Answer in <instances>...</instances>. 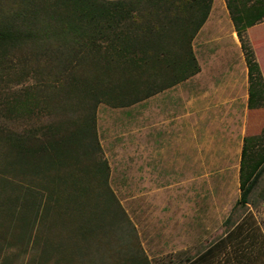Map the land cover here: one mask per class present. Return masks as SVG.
Returning a JSON list of instances; mask_svg holds the SVG:
<instances>
[{
  "label": "trees",
  "instance_id": "16d2710c",
  "mask_svg": "<svg viewBox=\"0 0 264 264\" xmlns=\"http://www.w3.org/2000/svg\"><path fill=\"white\" fill-rule=\"evenodd\" d=\"M212 1L0 0V264H151L110 186L96 110L197 73L191 41ZM225 3L248 67L247 106L262 107L244 34L264 20V0ZM24 121L32 125L12 126ZM254 138L241 147L242 206L264 167Z\"/></svg>",
  "mask_w": 264,
  "mask_h": 264
},
{
  "label": "rangeland",
  "instance_id": "374dc122",
  "mask_svg": "<svg viewBox=\"0 0 264 264\" xmlns=\"http://www.w3.org/2000/svg\"><path fill=\"white\" fill-rule=\"evenodd\" d=\"M215 3L226 38L207 44L206 50L196 46L208 80L240 74L237 66L242 60L220 12L226 14L224 0ZM212 34L210 28L204 37ZM254 35L264 73V41ZM247 38L244 34L250 47ZM191 85L195 87L194 82ZM188 89L187 118L182 122L179 114L185 103L172 92V97L160 92L126 107L98 105L97 133L110 167V186L135 225L151 264H184L194 258L198 264H264V167L248 204L238 203L242 137L254 136L255 150L262 149L264 106L244 110L235 102L234 107L212 108L210 103L208 109L200 108ZM31 125L24 121L12 126Z\"/></svg>",
  "mask_w": 264,
  "mask_h": 264
},
{
  "label": "crops",
  "instance_id": "0c3cea01",
  "mask_svg": "<svg viewBox=\"0 0 264 264\" xmlns=\"http://www.w3.org/2000/svg\"><path fill=\"white\" fill-rule=\"evenodd\" d=\"M215 1H212L211 4V9L209 11V14L205 20V22L202 24V26L198 29L196 34L194 35L191 45L193 52L195 54V57L197 59V62L199 64V71L195 73L194 75L188 77L187 79L180 81L173 86L166 88L160 92H164L165 95L173 93L174 96H179L180 98H177L179 100H182L184 105V110H182L180 113L183 114L179 121H185L187 118L186 113L188 109L186 108L188 103L187 100V94L189 92V87L191 88V94L192 92L194 93L195 97V103L198 107H204L205 109H208L211 105L212 108L213 106L215 107H220V104H225V105H230L234 107L235 102H237L239 107H244V110H253L249 109L247 106V101H248V67L247 63L244 58V54L241 48V44L239 42V39L237 37V34L234 29V24L231 20L229 11L226 7V3L224 0L225 8H226V14L222 11H220L223 14V19L226 22V25L229 28V33H230V40L232 41L231 44L235 50H239V54L242 57V60L239 61V65L237 66L238 69H240V74L230 73L227 75L220 74L218 76V79H216L214 76H210L209 80L207 79V76L204 73V68L203 65L201 64L197 52H196V46L198 45L200 48H204L205 50L207 49L206 45L209 43H216L220 44L226 37H224L225 34L221 32V21H220V16L219 13L216 12V6H215ZM221 9V6H220ZM218 13V14H216ZM225 14V15H224ZM211 28L213 30L212 38H205L204 36L206 35L207 31ZM254 33L257 38V41H264V20L256 23L255 25L249 27L246 31L247 37L249 39L250 44L252 45V48L254 50L255 56H256V51L253 46V38L251 37V34ZM204 37V38H203ZM238 48V49H237ZM214 59V57H213ZM257 59V56H256ZM210 60V59H209ZM212 61V59L210 60ZM258 61V60H257ZM213 63V62H212ZM259 63V62H258ZM260 69L263 75L264 79V73L262 70V65H260ZM194 82L195 87H193L191 84ZM158 92V93H160ZM172 92V93H171ZM175 94V95H174ZM156 95V94H154ZM150 97V96H149ZM136 104V103H135ZM134 105V104H133ZM236 109V108H235ZM254 109H259V108H254ZM230 110H213L212 113L215 114H221V113H228ZM231 112H237L236 110L231 111ZM238 113V112H237ZM247 136V135H246ZM243 138L242 137V144H243ZM164 140L162 139L160 142L162 143ZM241 144V147H242ZM240 153H241V148H240ZM239 160H240V154H239ZM239 169V167H238Z\"/></svg>",
  "mask_w": 264,
  "mask_h": 264
}]
</instances>
